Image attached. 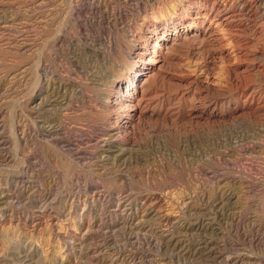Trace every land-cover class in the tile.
<instances>
[{"label":"bare ground","instance_id":"1","mask_svg":"<svg viewBox=\"0 0 264 264\" xmlns=\"http://www.w3.org/2000/svg\"><path fill=\"white\" fill-rule=\"evenodd\" d=\"M11 4L17 5L13 14ZM4 33L16 39H0V47L12 50L17 61L0 66V102L11 106L8 99L16 94L19 125L12 144L0 135V164L12 161L15 144V202L41 208L57 203L66 212L82 200L90 212L103 209L105 220L98 225L96 216V229L79 244L80 264L88 256L90 264H191L199 258L256 264L253 253L242 251L248 243L263 251L259 264H264V213L246 214L242 198L253 191L264 196V0H0ZM246 120L256 125L250 134L222 141L198 159L189 158L190 141H173L184 126ZM146 132L170 140L160 151L163 161L144 156L150 146L142 149L138 138ZM35 140L43 141L44 150L28 155L26 145ZM60 149L67 158L61 163L53 157ZM41 157L47 170L43 163L35 169ZM255 159L261 163L256 182L228 172L235 161ZM178 166L184 169L171 170ZM133 167L145 170L162 193L168 217L186 209L172 227L153 228L150 208L137 217V208L154 194L134 187ZM194 172L211 175L213 185L200 184ZM91 177L101 184L89 182ZM54 184L62 185L57 195ZM9 198L0 191V205ZM217 220L240 235L230 244L235 252L221 247L224 233L218 241L204 235L190 239L222 232ZM246 220L256 225L251 240ZM45 242L41 257L48 263L50 241ZM32 249L39 250L33 244ZM11 257L12 264H38L27 253Z\"/></svg>","mask_w":264,"mask_h":264},{"label":"rangeland","instance_id":"2","mask_svg":"<svg viewBox=\"0 0 264 264\" xmlns=\"http://www.w3.org/2000/svg\"><path fill=\"white\" fill-rule=\"evenodd\" d=\"M7 7L10 8L11 11H9V12L11 14L16 12V8H17L16 4H13V5L11 4L10 6H7ZM7 38L13 39L14 37H11V34L8 35V33H6V34L4 33V34L0 35V39H7ZM14 39H16V38H14ZM0 50H1L0 51V66H2L4 68H8V67H12V66L14 67L17 60L12 55V50L8 49L7 47L5 48L4 46H3V48L0 47ZM4 94H6V97H7V95L8 96L10 95V92L9 93L4 92ZM14 97L16 98V94L14 96L12 95L10 97V99H8V100L12 99L14 101L11 106L4 103L7 100L1 101L2 103L0 102V107L2 106V108H0L2 110L0 114H1L3 121H4L2 124L4 126L1 127L0 135L4 136L5 140L10 139V141L11 140L14 141V139H15V141H17L16 137H18V133H17L18 128L17 127L19 125V122H18L19 121V114H18L19 108L17 105V99H14ZM15 101H16V103H15ZM254 126H256V125H254L253 122L251 123L249 121V123H248L247 120L245 122L233 123L232 125L231 124L230 125L229 124L228 125L222 124V125H218V127L216 125V127L215 126L209 127L210 129L209 128H198L195 126H193V127L192 126L191 127L184 126L183 128H181L179 130L178 134L175 135L173 141H190L189 144L185 145L186 146L185 149H187L188 151L191 152V153L189 152L191 154V156H189V158L198 159L197 157H199V156L201 157L208 150H210L214 147H217V145L219 146L222 141H232L233 139H236L239 136L245 135L246 133L250 134L251 131L253 130ZM15 134H16V136H15ZM140 138H141V140H139L140 147H142V149H145L146 151L149 149V152L147 151L148 154L145 152L144 156H147L146 158H148V159H156V160L158 159L157 161H161L163 159V156L160 153V151H162L165 147H169V145L167 146V144L164 141H170V140L165 138L162 134L158 135L156 133L152 134V133H148V132L143 133L142 137H139L138 139H140ZM142 140H143V142H142ZM12 141H11V144L13 143ZM261 141H264V139H262ZM148 142H149V144H148ZM147 146L148 147L150 146V147L148 148ZM16 147L17 146H15V144H14V145H12L11 149L9 150L11 152L10 154H12L11 155L12 161L9 163L0 164V191L4 192V195H7L10 197L9 200L5 204L0 205V264H12V261H10V259L12 258L11 256L16 254V255H19V257H21V256L23 257V256H25L26 253L29 254V256L33 259L34 263H38V264H63V263L64 264H80L81 260L78 259V255L80 253H82L84 250H81V247L79 244L81 243V240L84 238L86 232H88L89 230H93V229L95 230L96 229V228H94L95 226H93L94 225L93 222L95 221L96 216L99 217L98 218V221H99L98 225L100 223V220L101 221L105 220L106 216L103 215L104 214L103 209H98L96 211L93 210L94 212L93 211L90 212L84 206V204L81 203L82 200L80 203H75L72 207L69 206V209L66 212H64V210L62 211L58 207V205H55L57 203H52V204H49V206H47L46 208H41V207H37L38 205L37 206L36 205H29L27 203H24L25 204L24 205L22 203L15 202V201H17L15 199V196L17 195L16 189H15V187H16L15 178H18V175H17L18 171L17 170L19 169L18 165L16 164L17 160L14 157L16 154ZM151 148H153V149H151ZM40 150L41 151L44 150L43 141H38V140H35L34 142L30 141L26 145V152L28 155L33 154L35 156V154H37V152L39 153ZM60 150H61V151H59L60 153L58 152V153L54 154L53 157L55 158V161L61 163V161L65 162V160L67 158L64 155H62V154H64V153H62V149H60ZM155 151H157V152H155ZM155 153H157V154H155ZM158 155H159V158L157 157ZM134 157L136 158L137 155L134 154L133 158ZM176 157L177 156H174L175 160L178 159ZM135 158H134V160H135ZM41 159H42V157H41ZM41 159L38 158L36 160L37 166L35 167V169L36 170L40 169L41 164L43 163V164H45L44 166H45V169L47 170V168H46L47 164H46L45 158L42 160ZM256 160L257 159L252 160L251 161V163L253 162L252 164L250 162H247V163H249L248 165L245 162L244 163H240V162L238 163L237 161H235L229 165L230 169H228V172L235 174L236 176H240L241 178H243L245 180H249L251 178L250 181L254 180V182H256L255 178L259 179L261 177L260 173H258L259 170H261L259 168V166H261V163L258 162V160L257 161ZM43 161H45V162H43ZM52 166L54 169H57L56 168L57 166L55 167L54 163ZM256 167H258V168H256ZM53 168L51 169L52 172H54ZM183 169H182V166H178L176 169L173 168L171 170L174 172H180ZM15 170H16V172H15ZM75 170L74 171L76 173L77 168H75ZM131 173H132L131 175L133 177V180L135 177L137 178V179L135 178L137 181L132 182L134 184V187L135 186L137 188L143 187L147 190L153 191L152 194H154V195H152V199L148 202V205H146V206L141 205L139 208H137V210H136L137 211V217L141 218V216L142 217L145 216V214H147V210L150 208L151 210L154 211V214L156 215V216L152 217V221L150 222V224L153 228H156L159 230H161V229L165 230V229H168V227H170V226L172 227L174 225V223L178 221L177 220L178 217L180 215H183V213L185 214L186 209L177 208V209H175V213H172V215H169V217H168L167 214L170 211V206H168L164 202L162 193L159 192V190H157L153 186L152 181L145 174V170H142L141 168L133 167ZM194 174L197 175L196 177L199 180L200 184H204L205 186H208V187L213 185L214 180H213V178H211L212 177L211 175L208 178H206L205 176L201 175L202 173L194 172ZM141 178H143V179H141ZM58 181L62 184L61 180H58ZM88 181L91 183L94 182L97 185L101 184V180L99 177H91V178H89ZM61 184L59 186L57 184H54V186L53 185L50 186L52 193L54 195L59 194V191L62 190L60 188L62 186ZM25 194L28 197L31 194V192H26ZM92 195L95 197L96 193L94 192V193H92ZM92 195L89 194L91 200L93 198ZM120 195H122V194H120ZM124 196L125 195H123V197ZM84 198L85 197L83 196L82 199H84ZM242 198H243V201L250 207V208L247 207V210H244L246 214L248 212V209L250 212H254L255 210H257L259 213H264V196L262 195L261 191L260 192L259 191L258 192L253 191L252 193L246 192V193L242 194ZM13 202H15V203H13ZM21 205H22V207H21ZM232 211H236V210L231 209V212ZM203 213L208 215L207 211H204ZM223 213L228 217V213H230V208H225ZM68 214H70V215H68ZM100 218H103V219H100ZM208 218L212 219L213 216L212 215L208 216ZM249 221L250 220H246L244 227H245L246 233L248 234L247 239L251 240V238L256 237L257 233H256V229H255L256 225L252 224ZM214 222H215V228L216 229L220 228L222 230V232L219 230V232L218 231H215V232L211 231L208 233H203L202 235L194 234L192 237H190V239L192 241L199 240V239H201L199 237L200 236L203 237V235H204L205 237H207L209 239H213L215 241H218V239H220V233H224V234H226L225 236L226 237L228 236V237H227L225 243L220 244L221 247L223 246L222 248L225 249L226 251L230 252V253L235 252L234 248L232 246H230V244H231V242H235L236 240L237 241L240 240V238H239L240 235L236 234L237 233L236 230H232V231H230V230L236 229V228L235 227L231 228L228 224H225V222H221L218 220L214 221ZM167 224H168V227H166ZM47 240L50 241V246L48 247L49 248L50 261L48 263H47V261H44V257H41L42 253H43V250H41L43 247L42 244H44L45 241L47 242ZM241 240H242V237H241ZM249 240H247V242H249ZM32 244L35 247L39 248L38 252L34 251V249L31 250ZM226 244H229V245L226 246ZM140 245H142V246H140ZM137 246L143 247L144 245L142 243H138ZM262 249L263 248H261L260 250H262ZM242 251L247 253L248 255L253 253L258 258V260L256 259L257 260L256 264H259V260L261 258V254L263 253V251L260 252L259 250L255 249V247L250 248V243H248V247H246L245 249L242 246ZM85 252H86V250H85ZM88 257L84 258L83 264H90V263H88L90 256H88ZM87 258H88V260H86ZM201 259L202 258H199L197 260L198 263L195 262V263H191V264H203L204 262H205L204 264H209L208 260H205L206 258H203L202 260ZM40 262H42V263H40Z\"/></svg>","mask_w":264,"mask_h":264}]
</instances>
